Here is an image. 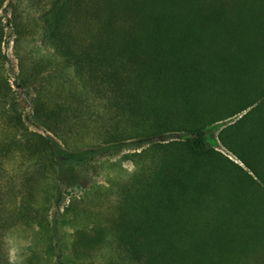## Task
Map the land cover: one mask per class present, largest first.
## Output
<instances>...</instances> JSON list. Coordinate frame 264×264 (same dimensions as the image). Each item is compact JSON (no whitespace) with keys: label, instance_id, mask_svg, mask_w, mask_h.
Returning <instances> with one entry per match:
<instances>
[{"label":"trees","instance_id":"trees-1","mask_svg":"<svg viewBox=\"0 0 264 264\" xmlns=\"http://www.w3.org/2000/svg\"><path fill=\"white\" fill-rule=\"evenodd\" d=\"M48 6L35 22L49 55L38 57L31 76L19 69L10 82L0 71V171L22 188L13 194L0 185V264H9L4 240L11 228L48 226L43 208L61 194L63 169L64 186L79 195L54 222L86 230L92 213L77 210L80 203L115 197L111 223L97 224L89 244L106 242L138 264H264V0ZM2 37L0 23V70ZM55 66L61 81L40 85L31 117L23 116L13 88L40 84ZM198 91L202 104L193 107ZM247 109L218 134L244 171L213 150L209 134ZM167 131L183 132L181 140L126 156L136 159L128 182H88L74 172L103 150L135 138L147 144ZM80 133L90 144L66 142Z\"/></svg>","mask_w":264,"mask_h":264},{"label":"rangeland","instance_id":"rangeland-1","mask_svg":"<svg viewBox=\"0 0 264 264\" xmlns=\"http://www.w3.org/2000/svg\"><path fill=\"white\" fill-rule=\"evenodd\" d=\"M50 1L0 0V23L3 27L1 53L6 57L0 71L7 73L10 82H12V77L18 74L19 69L25 70L24 75L31 76L32 72L36 70L38 57L49 55L50 51L42 45V26L40 23L35 22V19L48 9ZM55 68L54 72L49 74L46 72L38 77L41 79L40 84L19 91L13 88L16 92L15 100L19 104L23 116L31 117V99L40 85L49 83L51 86H56L61 81L62 70L60 67L55 66ZM64 78L66 79V77ZM200 94L201 91L191 94L190 101L194 105L193 107H201L202 96ZM246 103L240 106L237 105V109L245 107ZM248 110L242 111L231 119L218 122L221 127L213 129L209 134V137H212L215 141L213 150L228 157L244 171H247L245 166L223 147L218 139V134L226 125L238 120ZM28 127L33 132L43 133L41 128L34 127L31 124ZM92 127L94 126L92 125ZM182 135L183 132L167 131L160 136L161 138L147 144H139L137 138L128 139L124 145L117 149L103 150L100 155L95 157L94 161L87 164L82 163L80 167L75 168L74 172L79 174L80 177H84L82 179L88 182L92 177L100 184H104L108 179L122 183L128 182L134 170H136L134 165L136 159L126 158V156L139 153L151 144L158 145L180 141ZM90 138L87 134L80 133L79 138L71 140L72 138L67 136L65 140L67 143H75L81 147L90 144ZM155 149L159 150L158 148ZM4 167L10 171L7 165H4ZM68 174L69 172L63 169V172L58 176L57 183V186L61 189V194L54 198L51 205L43 208L44 215L49 221L47 227L41 228L35 224L20 225L8 231L4 241L9 264H138L125 258L122 254L119 255L112 250L110 251L106 242L88 243V240L97 230V224L101 223L104 227L111 223L110 215L113 212L111 208L113 198H115L114 195H105L101 197L98 203L89 205L80 203L77 210L80 212L90 210L92 213L89 221L90 226L86 230H79V228L61 224L59 220L54 222V218L59 217L64 212L68 201L79 195L77 191L64 186ZM6 181L10 184L8 185ZM42 181V178L38 180V182ZM0 185L10 187L13 194L19 193L22 189L18 181L12 179L10 182L7 172L4 171H0ZM36 198L38 201L40 200L39 195ZM57 199L58 203L54 206Z\"/></svg>","mask_w":264,"mask_h":264}]
</instances>
